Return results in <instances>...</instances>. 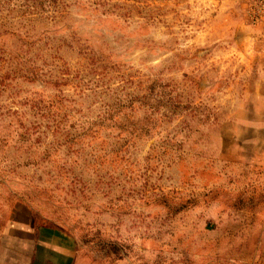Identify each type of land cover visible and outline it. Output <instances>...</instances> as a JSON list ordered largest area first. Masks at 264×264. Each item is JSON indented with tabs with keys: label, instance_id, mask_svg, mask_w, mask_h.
I'll return each mask as SVG.
<instances>
[{
	"label": "rangeland",
	"instance_id": "374dc122",
	"mask_svg": "<svg viewBox=\"0 0 264 264\" xmlns=\"http://www.w3.org/2000/svg\"><path fill=\"white\" fill-rule=\"evenodd\" d=\"M264 264V0H0V264Z\"/></svg>",
	"mask_w": 264,
	"mask_h": 264
},
{
	"label": "crops",
	"instance_id": "0c3cea01",
	"mask_svg": "<svg viewBox=\"0 0 264 264\" xmlns=\"http://www.w3.org/2000/svg\"><path fill=\"white\" fill-rule=\"evenodd\" d=\"M39 261H40L39 252L34 251L33 256L29 258V264H41Z\"/></svg>",
	"mask_w": 264,
	"mask_h": 264
}]
</instances>
